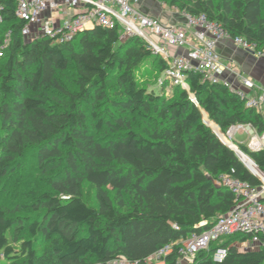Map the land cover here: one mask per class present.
Returning a JSON list of instances; mask_svg holds the SVG:
<instances>
[{"label":"trees","instance_id":"16d2710c","mask_svg":"<svg viewBox=\"0 0 264 264\" xmlns=\"http://www.w3.org/2000/svg\"><path fill=\"white\" fill-rule=\"evenodd\" d=\"M156 1L202 14L264 52V0ZM15 10L16 0H0V264H110L118 257L148 264L170 244L163 264H176L175 243L234 206V195L215 184L220 175L259 186L209 127L224 134L250 125L262 134L264 116L222 83L189 72L188 92L170 87L166 96L163 85L155 93L136 72L148 60L158 75L167 65L142 40L96 26L61 45L28 41ZM237 146L264 173V151ZM246 239L210 243L193 264H264V249H237ZM220 249L226 257L215 263Z\"/></svg>","mask_w":264,"mask_h":264},{"label":"built area","instance_id":"2783aa9c","mask_svg":"<svg viewBox=\"0 0 264 264\" xmlns=\"http://www.w3.org/2000/svg\"><path fill=\"white\" fill-rule=\"evenodd\" d=\"M138 1L16 0L15 15L23 22L21 36L25 40L46 38L56 45L71 42L77 35L92 30L96 26L105 29L118 26L121 29V40L138 38L145 43L153 55L165 61L167 67L157 80L159 88L169 85V87L180 88L188 92L187 73L198 72L204 81L222 83L243 101L245 108L261 114L264 90L258 89L238 70L234 63L221 62L215 48L219 41L229 40L235 46L258 57H264V52L256 51L255 45L248 43L242 37H230L218 23L209 21L202 14L192 16L186 12H178L183 19L181 25L161 24L157 19L137 11L134 5ZM65 10H74L75 14L64 19ZM1 22L0 13V24ZM4 48L5 45L0 46V55ZM171 50H182L183 52L176 54ZM224 71L237 79L239 88L219 78ZM258 90L259 93L256 94ZM204 121L207 126L211 123L205 117ZM209 128L233 152L240 151L233 139L237 134L242 133L250 136L254 148L264 151V132L257 134L250 125H232L224 134L219 131L218 127L217 131ZM253 166L254 172L248 170L259 180L260 184L257 187L234 179L228 174L218 177L215 184L226 188L234 195V206L206 231L193 234L187 240L175 243L179 245V258L176 264H193L197 254L207 250L210 243L235 235L247 237L246 241L240 243L243 251L264 249V242H261V237H264V173L260 172L254 163ZM205 224L203 222L200 226ZM173 246L174 244H170L162 247L149 256L145 263L163 264L164 259L172 252ZM225 257L226 250L220 249L213 255V261L222 263ZM110 264L136 263H130L125 258L118 257Z\"/></svg>","mask_w":264,"mask_h":264},{"label":"crops","instance_id":"0c3cea01","mask_svg":"<svg viewBox=\"0 0 264 264\" xmlns=\"http://www.w3.org/2000/svg\"><path fill=\"white\" fill-rule=\"evenodd\" d=\"M135 9L143 15L157 19L161 24L164 25H181L183 19L181 15L174 9H170L164 5H161L156 0H139L135 5ZM64 19H67L75 14L74 10H65ZM216 53L220 57L221 62L227 63L232 62L236 65L238 70L248 79H250L258 89L264 90V57H258L252 53L245 51L235 46L229 40H222L216 44ZM176 54H182V50H171ZM219 78L226 81L228 84L235 88H239L240 85L237 79L224 71ZM259 90L256 91V94ZM260 113L264 116V103L261 106ZM245 134V133H242ZM237 134V135H242ZM247 139L239 142L237 145H244L251 151H258L259 149L254 148L250 141V136L246 134ZM236 144V143H235ZM238 250H241V244H236Z\"/></svg>","mask_w":264,"mask_h":264},{"label":"rangeland","instance_id":"374dc122","mask_svg":"<svg viewBox=\"0 0 264 264\" xmlns=\"http://www.w3.org/2000/svg\"><path fill=\"white\" fill-rule=\"evenodd\" d=\"M151 62H152L151 60H148L145 63L144 67L136 72V77L138 78L140 85L147 87L149 90H152L155 93H159L160 88L157 85L156 79L161 77L162 74L158 75V73L156 71H152L150 69ZM164 93L166 96H169L172 93V90L170 89L169 85L166 87ZM246 139H247L246 134H242V135H236L233 140L236 144H239V142H241V141L243 142ZM25 165L27 167H29L31 165V160L25 161ZM30 172H31V175H33L32 177H34L35 182L37 179H38V181H40V178L35 176L33 171H30ZM25 173H24L25 175H29V172L25 171ZM33 183H34V181H32V184ZM12 188H13V183L11 182V183H9V186H7V188L4 190L5 193L3 194L1 200H3L5 205H7L12 200Z\"/></svg>","mask_w":264,"mask_h":264},{"label":"bare ground","instance_id":"6f19581e","mask_svg":"<svg viewBox=\"0 0 264 264\" xmlns=\"http://www.w3.org/2000/svg\"><path fill=\"white\" fill-rule=\"evenodd\" d=\"M214 130L216 131V128H215V127H214ZM240 159L243 161V163L246 165V167H247L250 171H252V172L255 171V168H254V166H253V163H252L247 157H245V156H243V155H240Z\"/></svg>","mask_w":264,"mask_h":264},{"label":"water","instance_id":"95a60500","mask_svg":"<svg viewBox=\"0 0 264 264\" xmlns=\"http://www.w3.org/2000/svg\"><path fill=\"white\" fill-rule=\"evenodd\" d=\"M235 155L238 157V159L242 162V164L246 167V165L243 163V161L240 159V155H243L240 151H234ZM244 156V155H243ZM247 168V167H246ZM248 169V168H247Z\"/></svg>","mask_w":264,"mask_h":264}]
</instances>
